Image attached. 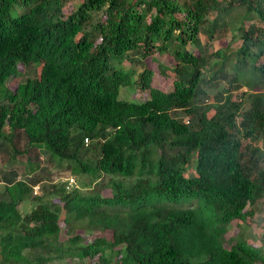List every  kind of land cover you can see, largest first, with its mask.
<instances>
[{
    "label": "trees",
    "instance_id": "trees-1",
    "mask_svg": "<svg viewBox=\"0 0 264 264\" xmlns=\"http://www.w3.org/2000/svg\"><path fill=\"white\" fill-rule=\"evenodd\" d=\"M0 153V264H264V0H0Z\"/></svg>",
    "mask_w": 264,
    "mask_h": 264
},
{
    "label": "rangeland",
    "instance_id": "rangeland-1",
    "mask_svg": "<svg viewBox=\"0 0 264 264\" xmlns=\"http://www.w3.org/2000/svg\"><path fill=\"white\" fill-rule=\"evenodd\" d=\"M214 45V47L218 48V42L214 41L211 43ZM166 55L164 54H157L154 57V66H157L158 62H164L166 63ZM168 62V61H167ZM22 73L19 78L14 79L11 83L14 85H17L21 81H25L27 77H34L35 72L33 70H29V68L22 67L21 68ZM171 75L173 72H170ZM144 96L143 91L138 87L137 84H134L132 86H126V87H121L120 90V98L125 99L128 101H141V98ZM183 115V113L181 114ZM185 115V114H184ZM186 117V116H185ZM22 142V141H21ZM21 146V145H20ZM37 152L41 155V162L42 166H45L48 169V172L44 174L42 181L39 183L41 185V189L37 195H41L43 193L42 191V184L43 182L45 183H50L51 182H66L69 180V178L73 177L75 179V182L73 184H70V189L74 187H79L81 190L84 192H93L95 189H97L96 185H87L84 184L83 181H87L88 179L85 176H82L80 178L77 174L73 172L74 168L77 169V167L71 168L70 167V162L68 161H61L59 158H55L54 162L49 161L50 158V153L43 147H39V149H36ZM8 157L0 153V175L2 176L3 171L5 169H8L10 166L9 160H7ZM19 163L18 166L20 170V175L19 178H25L29 179L32 177V175H35L36 173H39V169H37L35 172L32 173H26L29 172L27 168H25L26 165V157L25 156H18L17 157ZM36 163V161H34ZM41 175V174H40ZM48 181V182H47ZM67 182H70L67 181ZM45 183V184H46ZM3 187V181L2 178H0V191L1 188ZM33 195L35 196L36 194L33 192ZM32 198V197H30ZM27 205L28 208L25 207ZM21 204L20 208L21 210H27L30 209V207L33 206V200L28 199L26 204ZM184 206H187L189 204H183ZM258 211L255 213L253 217L248 218L245 221H240V220H235L230 228H229V234L228 236H236V238L241 237L243 239L248 240V242H252L256 245L261 246L264 249V242H263V235H264V200L261 201L257 207ZM53 264H82L78 262V259H75L74 261H69L67 259L63 260H57Z\"/></svg>",
    "mask_w": 264,
    "mask_h": 264
},
{
    "label": "built area",
    "instance_id": "built-area-1",
    "mask_svg": "<svg viewBox=\"0 0 264 264\" xmlns=\"http://www.w3.org/2000/svg\"><path fill=\"white\" fill-rule=\"evenodd\" d=\"M69 180H70L69 182L70 184H73L75 182V179L73 177L69 178ZM33 188H34V193L37 195L41 189V186L40 184H36L33 186Z\"/></svg>",
    "mask_w": 264,
    "mask_h": 264
},
{
    "label": "clouds",
    "instance_id": "clouds-1",
    "mask_svg": "<svg viewBox=\"0 0 264 264\" xmlns=\"http://www.w3.org/2000/svg\"><path fill=\"white\" fill-rule=\"evenodd\" d=\"M39 184V183H38ZM36 185V184H35Z\"/></svg>",
    "mask_w": 264,
    "mask_h": 264
}]
</instances>
